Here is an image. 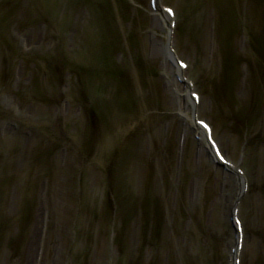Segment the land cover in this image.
I'll return each instance as SVG.
<instances>
[{
  "label": "bare ground",
  "instance_id": "bare-ground-1",
  "mask_svg": "<svg viewBox=\"0 0 264 264\" xmlns=\"http://www.w3.org/2000/svg\"><path fill=\"white\" fill-rule=\"evenodd\" d=\"M38 1L26 0L27 5L22 6V0H0V225L2 229L0 263H5L9 257L17 261L24 259L27 253L24 250L25 246L31 252L32 249L34 250L32 264L39 263L41 258L38 256L41 257V254L43 256L49 254L47 252L49 234L54 238L55 235L58 237L62 225L59 226L56 221L54 213L56 206L49 197L53 193H58L57 188L63 189L60 181L65 179L68 181L67 194L71 205L67 212L70 214L73 210L72 204L76 201V196L78 200L75 202V207H83L80 209V217L73 212V218L78 220L75 230L70 223L72 217L71 220L69 216L65 219L67 225L65 237L68 241L79 243V254L73 257L75 261L78 259L82 263L89 264L94 254L93 244L99 239V242L106 245L107 252L104 245L103 248L101 247V251L106 252L104 255L107 261L105 260L104 264H139L142 260L139 256L141 248L137 246L138 244L137 247L134 246V238L137 235L136 224H148L152 215L155 218L154 226L138 228V235L142 234V240L147 241L152 237L150 234L156 231L154 235L158 236L152 237L151 242L148 241L149 245L147 250L144 249V254L148 252V259L152 261L155 257L159 258L165 251L162 245V231L159 235L158 230H162L165 224L170 227L168 226L170 221H165V224L163 222L162 206H164L169 213H173L174 217L176 214L179 215V218H175L176 224L181 221V224L186 222L185 228L189 226L188 232L182 233L176 230V224L173 228L186 240L190 237L195 250L200 246L201 240L205 242L207 239L212 243L217 241L212 234L208 237L205 232L212 229L215 235L219 225L224 224L226 241L223 240V243L226 248V262L217 261L215 251L217 249L218 252V248L212 247L205 253L200 250V256L208 254L205 258L200 257V264H204L207 259L206 264H255V262L264 264V243L260 244L263 252L253 250L252 253L250 250L246 259L243 257L245 243L249 238L252 249H255L253 247L256 246V242L264 240V218L261 215V218L256 217L250 209L246 211L244 203V209L242 206L245 196L250 200L249 196L253 192L254 197L259 191L264 193V149L261 147L262 143L264 144V127L253 133V136L252 133L248 136L251 130L246 127L239 135L230 121H226L221 116V104L217 101L219 96L212 91L211 83L215 82L219 85L221 73L228 76L233 75V72L231 66L226 65L225 70H221L220 73L216 65L221 69L223 67L221 60L220 62L215 60V66L211 68L212 66L207 62V55L212 58L216 54L227 56L231 51L216 41V29L213 34L211 30L204 34L200 32L201 20H203L202 24L205 23L203 26L208 28L213 24L215 8L209 0H147L150 20L146 23L145 17L141 20L140 16L131 18L136 22L139 20L137 23H141L142 28L148 33L146 41L151 45L146 47L150 51L143 60L144 63L140 62L138 67L136 60L142 61L139 53L140 45H145L140 35L141 28L139 29L133 20L125 24L126 27H123L125 30L119 22L116 23L119 21L118 16L129 17V12L126 13L128 1H132L130 3L132 6L138 0L104 2V12L112 10L113 16H95L96 23L90 18L87 27L92 26L85 34L89 39L84 42L87 46L88 44L92 46L93 53L87 49L82 50L76 35L73 37L71 30L63 26L57 32L50 31V34H53L50 39L53 41L49 49H43L42 45L47 42H43L39 36L38 39H34L27 31L31 29L30 26L35 25L50 27V21L56 20L54 17L44 15L37 4ZM165 1L170 5L164 4ZM221 1L223 2L218 0L222 3ZM254 1L259 5V2L264 0ZM224 2L232 8V2L228 0ZM56 3L58 4V2L51 3L50 8L56 6ZM72 4L69 3L70 6H73ZM59 6L56 7L63 10L64 14L70 7L65 5L63 8L60 3ZM134 6L140 7V4ZM10 9L15 12L14 16L8 13ZM122 9L126 11L123 12ZM166 9H171L172 14ZM131 11L136 13L133 7ZM229 18L231 17L226 16V19ZM35 20L36 22L30 25ZM104 23L107 25L106 30ZM113 29H116L115 33L112 32ZM44 32L38 34L42 37ZM106 32L112 34L110 36L112 39L107 40V45L104 44L106 41L103 42L101 39L92 44L90 39L98 38V35ZM94 34L96 35L93 36ZM184 34L187 43L190 40L192 45L200 48L198 52L203 54L199 62L201 66H198L197 60L193 62L181 59L184 53H180L179 49L185 52L182 40ZM122 35L128 37L125 36L124 39ZM21 40L26 42V49L20 45L24 43L20 42ZM134 41L138 43L132 44ZM128 55L130 57H127ZM256 59L258 60V57ZM81 61L89 63L85 64ZM248 61L251 62L252 59ZM154 63L156 77L146 68L147 65ZM251 66L248 68L243 66L246 84L244 91L252 97L260 98L262 91L264 93V88L262 90V86H259V82L264 81V64L258 60ZM210 70L216 73L211 74ZM206 71L211 74V82ZM235 76L239 77V75ZM153 80L164 82L162 85L164 90L161 89L160 93L167 94L174 101L173 112H162V114L153 112V117L151 112L160 95L156 94L153 97L152 92L148 91L145 95L148 104H145L146 106L143 104L145 108L149 105L148 110L139 105L138 93L147 86L148 82L154 85ZM113 82L116 86H111ZM119 83L125 85L124 89L127 87V98L135 100L132 105L125 106V104L122 107L121 95H124V92L118 88ZM105 86L115 90L117 105L111 107L110 90L112 89H107L104 95ZM242 88L244 89L243 85ZM75 90L78 91L76 95ZM23 102L26 106L29 104L32 106L31 111L27 112L22 105ZM93 109L95 110L92 111ZM97 110L100 112H96ZM95 113H104V118L99 122L104 120V123L114 124V121L117 123L113 126V130L104 128V138L102 137L104 142L103 144L100 142L101 151L96 153V157L95 153L90 151L91 148H88L91 147L90 142L100 137L97 136L98 128L82 130L77 126L80 132L75 133L74 126L81 122L80 117L76 115H86L84 117L86 120H94ZM170 115L175 120L173 119L174 122L169 124L167 118ZM253 115L255 117H252L251 121L258 123L264 114L255 112ZM150 116L154 121L150 120ZM155 120L163 121L162 133H157L161 125ZM240 120H244L243 116L242 119L239 118ZM176 121L180 122V126L178 140L174 142V133H170V130L175 127ZM99 122L94 120L93 124ZM79 139L85 147V151H81L80 154H78L79 150L71 151ZM236 148L239 149L235 150ZM9 156L15 159L8 161ZM252 160L255 167L250 172L244 167ZM128 174L130 176H127ZM15 180L18 182L16 187L20 201L17 204L9 195L15 187L13 186ZM26 180L33 182L26 183L30 186L28 189L23 186L25 185L23 181ZM212 181H215V186L221 192L215 199L216 204L224 205L226 202L222 208V212L226 214V223L223 220L219 223L216 220H213V223L212 220L211 222L200 220L199 207L195 203L198 197L202 196V185L205 187V183ZM232 187L235 191L230 195L228 190L233 189ZM75 188L77 191L73 192ZM187 190L191 192L189 200L184 197ZM36 192L40 194L37 197H35ZM181 194L182 197L178 198ZM138 197L141 200L137 203L135 199ZM46 198L49 199L48 203ZM87 200H96L93 201L96 206L90 207ZM206 201L211 203L212 197L208 196ZM238 205L241 207L238 208ZM201 208L203 209V205ZM190 210L196 211L192 214ZM38 211L39 215H37ZM262 211H264L263 206ZM201 213L203 217L208 216L204 211ZM137 214L141 215L142 220L135 217ZM36 216L39 219H36ZM81 217L87 225L83 226L82 222L80 224ZM69 223L71 228L68 226ZM13 228L16 229L15 240H10L13 236L11 234ZM193 232L195 236L191 237ZM27 234L37 236L35 247L28 238L25 239ZM4 235L8 238L4 239ZM128 236H134L132 238L134 243L131 242V245L127 240ZM52 239L49 240V244L56 247ZM59 239L62 242V237ZM182 247L183 254L184 251H189L186 245ZM165 250H169V253L165 254L164 259L160 257L161 264H188L187 260L190 261L194 252L189 255L187 252L185 257L181 254L180 258H176L178 248L175 241H171L170 246ZM51 251L55 252L54 249ZM183 258H186L184 262ZM24 264L29 263L26 261Z\"/></svg>",
  "mask_w": 264,
  "mask_h": 264
},
{
  "label": "rangeland",
  "instance_id": "rangeland-1",
  "mask_svg": "<svg viewBox=\"0 0 264 264\" xmlns=\"http://www.w3.org/2000/svg\"><path fill=\"white\" fill-rule=\"evenodd\" d=\"M73 1H74V3H73ZM109 1L111 3V2H114L116 0H67V1H65V0H56L55 2H58V4L56 3L57 7H60L59 3L62 5L63 8L65 7V5L67 7H69L70 6L69 3L70 4L73 3L72 4L73 6H70L69 9L65 10V12H66L65 14L62 12L63 10H60V8H57L56 6H54L52 8V11H51V15L52 16H48V17H51V18L54 17L56 21L55 22L54 21H50V24H51L50 27L48 25H47V27H45L42 24L40 26L39 25H35L37 28H35V26L34 27L30 26L29 28H31V29L28 30L27 32L31 36H33L34 39H38V36H39L43 40V42L46 41L47 44H44V45L41 44V45L43 46V49L47 50V49L50 48V45H51V43L53 41L52 39H50L51 37H53V34H50V31L51 32H54V31L57 32V30H60V28L63 26L65 28H69L71 30L73 37H75V35H76V37L78 39L77 41L80 43L81 47L83 48L82 50L87 49V51H90V52L93 53L92 46L90 44H88V46H87L85 44V42H84L85 40L89 39L88 37H85V34H86V31H88L91 28V26H92V25H90L89 27H87L89 25L88 22H89V20L91 18L92 22L96 23L97 19H96L95 16H97V17H100V16L112 17L113 16L112 10H110L109 12L108 11L104 12V7H103L104 6V2H108L109 3ZM117 1H119V0H117ZM55 2H53V3H55ZM131 2L132 1H130V2L128 1L129 4L127 3V11L125 9H122L123 12H125V11H126V13L129 12V14H130L129 17H126V15L125 16H118L119 15V11L116 14L120 18L119 19L117 17V19L119 21H116V23L119 22L122 25V29H123V27L124 28L126 27L125 24H127L129 21L133 20L131 18H133L134 16H138V17L140 16V20H141L142 17L143 18L145 17L146 18V23L148 22V20H150V18H149L150 11L148 10L147 0L135 1L136 3H133L132 6L130 5ZM209 2L212 4L213 8H215V12H213V24L211 25V28H208L207 26H203L205 23L202 24L203 20H201L200 32L202 34H204V32L209 33L208 31L211 30V34H213V32L215 33L217 31L216 41L219 42L221 45H223L225 47V49H227L228 51H231V53H230V55H227V56H224V54H222L221 56H218L216 54V56L213 57V58L207 55V62L209 64V66H212L211 68H213L215 66L214 65V61L217 60V62L218 61L220 62V60H221L220 63L222 64L223 67L220 69L216 65V67L219 69L220 73H221V70H225L224 68H226V65L231 66V70L233 72V75L231 74V75H228V76H226L224 73H221L222 75H221V80L219 82V85H217L215 82L211 83L212 91H214L215 93H218L219 97L217 98V101L221 104V107H220V111H222V112H220L221 116L224 117V119L226 121L227 120L230 121V124L232 125V127L237 130V134L239 133V135H240V132L241 131L243 132V129L247 127V128H249L251 130V132H249L248 136H250L251 133H252V136H253V133H256L260 129L262 130V127H264V118H263L264 115L262 116V120L260 122H258V123L254 122L255 123L254 127H253L254 123L251 121V119H253L252 117H255V115H253V113L255 114V112H262L264 114V100H262V96H264V93L262 91V95L259 98V97H252L250 94H247L244 91L245 88H246V84L244 82V77H245V71L244 70L245 69L243 68V66H246L247 68H248V66L252 67L251 64L255 63L258 60H259V62L261 64H264V36H263L264 35V1L263 2H259V5H256L254 0H231V1L228 0V2H232V4H231L232 8H230V6L228 4H226L224 2V0H223V2L221 1L222 3L218 2V0H209ZM137 4H140V7L134 6V5H137ZM164 4L170 5V3L168 4L166 1L164 2ZM21 5L22 6H26L27 5L26 0H22V4ZM128 5H129V8H128ZM46 7L47 6H44L45 14L48 13V11H50ZM132 7L136 10V13L131 11ZM113 8H114V6H113ZM19 9L20 8L18 7V11H19ZM53 9H54V11H53ZM232 9H234V10H232ZM262 9H263V11H261ZM133 13H135V14H133ZM229 13H230V15H229ZM90 14H91V17H90ZM226 16H230L231 18L226 19ZM102 19H103L102 21L104 22V18H102ZM214 19H215V21H214ZM111 21H112V19H111ZM34 22H36V20L31 22L30 25H32ZM134 22L139 26L138 27L139 29L141 28V30H140L141 39H143V41L145 42L144 46L140 45L141 52H139V53H140V58H141L142 61H140V60L137 61L136 60V64H137V67H138L140 62L142 64L144 63L143 60L145 59V57H147V54L150 51V49L146 48V47H150L151 45L149 43H147V41H146V38H148L147 37L148 33H146V31L142 28V26L140 25L141 23L138 24L136 21H134ZM55 24H56L57 27L55 26ZM132 24H133V22H132ZM198 24L200 25L199 21H198ZM123 25H125V26H123ZM104 26H105L104 28L106 30L107 29V27H106L107 25H105V23H104ZM214 29H216V31H214ZM123 30H125V29H123ZM43 31H45L44 35L41 37L38 34V32L41 33ZM112 32L115 33L116 29H113ZM34 34H36V35H34ZM95 35L96 34H94L93 36H95ZM259 35H261V37H259ZM110 36H112V34L110 32H108V33L106 32L103 35H98V38L94 37V38H92L90 40H92L91 41L92 44L96 40H100L101 39L103 42L105 40L106 42L104 44L107 45V43H108L107 40L108 39L109 40L112 39ZM125 36L128 37L127 35H125ZM125 36L122 35V37L124 39H126ZM183 36L184 37H182V40L184 42V50H185V52L178 48L180 53H184V57L183 58H181V56L178 54L179 57L181 59L189 60V61H193V62H196V60H197L198 63H199L200 62V57H202V55H203L202 53L199 54V52H198V50H200V48H196L195 45H192L193 43L190 40H188V43H187L185 41L186 35L184 34ZM224 41H226V42L224 43ZM135 43H138V41L137 42L134 41L132 44H135ZM115 45L116 44H114V46ZM216 47H218V46H216ZM201 49H203V48H201ZM36 50H37V47H36L35 51ZM127 57H130V56L128 55ZM257 57H258V60L256 59ZM249 59H252L251 62H253V63L249 62L248 61ZM246 61L248 63H246ZM81 62H83L85 64L89 63L88 61H81ZM133 62H135V61H133ZM144 66H145V64H144ZM198 66H201V63H199ZM146 68L148 69V71L150 73H152V75H154V77H156V74H155L156 73L155 63L147 65ZM128 69L130 70L131 68H128ZM137 69H139V68H137ZM140 72L142 73L141 70H140ZM206 72H207L206 75L208 76L209 79H210V75L211 74L216 73L215 71H212V70H210L211 74L208 73L209 71H206ZM235 75H239V77H236ZM137 77H139V76H137ZM147 78L150 79L149 77H147ZM202 78L203 79L205 78V74L202 76ZM214 79H215V77L213 78V80ZM153 81H155V80H153ZM209 82H211V79H210ZM146 85L147 86L145 88H142L141 92L138 93L139 95H137V97L140 100L139 101V105L141 104V106L145 110H148L149 105L146 108L143 106V104L144 105L148 104L147 103V98L145 96V95H147L146 91H148V92H152L153 97L156 94L160 95V98L158 97V100L155 101L156 106H154V110L151 112V115L153 117H154L153 112H155V113L160 112V114H162V112H173V110H174L173 108H174V105H175V104H173L174 101L169 96H167V94L160 93L161 89L164 90V88H162V85H164V82L161 83V81L156 80L154 85L151 82L150 83L148 82V84H146ZM242 85L244 86V89L242 88L243 91L241 89ZM111 86H116V83L113 82V85H111ZM124 86H123L122 83L118 84V88H120L124 92V95H125V96L123 94L121 95L122 98H123L122 99V107L125 104H126L125 106L132 105L135 102V100L132 101L129 98H127V96H126L127 87H125V89H124ZM259 86H262V90H263L264 81H263V83L259 82ZM107 89H109V90L112 89L113 90V91L110 90V92H111L110 93V95H111L110 99L112 100V102L115 105H117L115 103V100H118V99L116 98L115 90L113 88L107 86V88L105 89V91L103 93L104 95H105ZM221 89H223V91ZM75 91H76V93H75V95H76L78 91L77 90H75ZM217 91H219V92H217ZM226 94H227V96H226ZM104 95H103V98H104ZM108 95H109V93H108ZM96 98H98V96ZM31 103L34 105L33 102H31ZM96 103H98V102L96 101ZM22 105H23V107H25L27 109V112L31 111L32 106H30V104L28 106H26L24 104V102H23ZM209 114H213V113L209 112ZM241 115L243 116L244 120H240L239 121V118L242 119ZM152 116H150V120L154 121V118ZM76 117H80L81 121L83 119L82 116L76 115ZM235 117H237V118L235 119ZM173 119L175 120V118L172 115H170L167 118L168 123L170 124L172 121L174 122ZM233 119H235V120H233ZM112 121H113V117H112ZM157 121H159V122H157ZM157 121H156V123H160V125H161V128L157 129V133L159 134V133L163 132V121L162 120H157ZM114 122H115L114 124L111 123L107 127L110 128L111 130H113V126L117 125L116 121H114ZM80 123L79 124L76 123V125H74L76 127L75 133L80 130V128L77 127V126H80ZM259 123L261 124V126H259ZM99 125L101 126V128L99 127ZM99 125H98L99 128L97 129V131H98L97 136L98 137L100 136V137L95 139L96 141H92V142L89 141L90 142L89 144L91 145V147L88 148V149L91 148L90 151L92 153H95L94 154L95 157H96V153H99V150L101 151V149H99V147H100L99 144H101V143L103 144V142H104L103 139H102V137L104 136V132L101 135V132L104 129V125L103 124H99ZM179 126H180V122L176 121L175 127L170 130V133L171 132L174 133V135H173V137H174L173 141L174 142L178 140V135L177 134H178ZM252 129H253V131H252ZM78 135H79V133H78ZM81 135H82V133H81ZM79 136H77V138ZM257 142L259 143L260 140L258 139ZM74 146H75V148H74ZM74 146H73V149L71 151H73V150L74 151H76V150L78 151L79 150L78 154H80L81 151H85V147H83L80 139L77 140V143ZM261 147H263V149H264V144L263 143H262ZM237 149H239V148H236L235 150H237ZM231 150L234 151V149H232V148H231ZM13 159H15V158L12 157V156L8 157V161H11ZM254 167L255 166L253 165V160H252L244 168L246 170L248 169L250 172H252ZM127 176H130V175L128 174ZM13 178H15V177L13 176ZM32 178L34 179L35 177H32ZM67 180H68V178H67ZM13 182H14L13 186H15V187H13V191L9 195L11 196L10 198L14 201V203L17 204V203H20L19 198H18L19 195L17 194L18 189L16 187L18 182L16 180L13 181ZM23 182L25 183V185L23 184V186L26 189L30 188V186L29 185L27 186L26 183L31 184L30 182H32V181L26 180V181H23ZM137 182L139 183V181H137ZM67 183H68V181H65V179L60 181V186L63 189L57 188L58 193L57 194L53 193L49 197V199L56 206V209L54 210V213L56 214V218H57L56 221H57L58 225L60 226L62 224L61 225V229L62 230L59 229V231H60L59 232V236L57 237V235H55V238L49 234V240L54 238L52 240L56 244V247L53 246V245H50L49 244V240H47L48 241V243H47V245H48V249L47 250L48 251L47 252H49V254L48 255L45 254V256H43L41 254V257L38 256V258H41L39 260L38 264H85V263H82L81 261H79L78 259L76 261L73 259V257L77 256L76 254H79V247H78L79 243H76L75 241H74V243L71 242V241H68L67 238L64 235L66 233V229H67V225L65 223V221H66L65 219L69 216V219L71 220V217H72L71 222H70V220H69V222L72 224V226H74L73 230H75L76 229V225H78V220L76 218H73L74 217L73 216V212H75L76 215H79V217H80V215H81L80 214V209H82V208H79L78 206L75 207L76 206L75 202L78 200L77 196H76V201L75 202L73 201V204H72L73 210L70 212V214L67 212L68 207L71 206L70 202L68 201V199H69L68 196L69 195L67 194V192H68V188H67L68 185H66ZM215 184H216L215 181H212L210 183H205V187H203L204 185H202V189H203L202 196L203 197L202 196L198 197V201L195 204L199 207L198 212H199L200 217H201L200 220H203V221L210 220V222L212 220V223H213V220H216L217 223H219L221 220H223L225 222L226 221V214H224L222 212V208H223V206H225L226 202L224 203V205H223V203H221L219 205L216 204L215 199L218 197V193L221 194V192L218 191V187L215 186ZM218 184H219V182H218ZM174 185L175 184H173V186ZM232 188L233 189L230 190V188H229V190H228L230 195H233V192L235 191L234 187H232ZM259 190H260V188H259ZM74 191H77V189L76 188L73 189V192ZM185 192L187 194L184 197H185V199L189 200L190 196H191L189 193H191V192L189 190H187ZM38 195H40L39 192L38 193L36 192L35 197H37ZM208 196L212 197L211 203L206 201V200H208ZM181 197H182V194L178 198H181ZM249 197H250V200H249V198L246 199L247 196H245L243 198L244 199V200H242L243 202L241 201L242 202V206L245 204L244 206H245L246 211H248L250 209L251 210L250 212L254 213V215H256V217L261 218V216H262V218H264V211H262V206L264 207V193H260V191H259V194L257 193L255 195V197H254V192H253L252 195L249 196ZM48 200L46 198V202L47 203H48ZM135 200L138 203L141 199H140V197H138ZM247 200H248V204H247ZM87 201H88L87 204L90 207H95L96 206V204H95L96 200H87ZM93 201H95V202H93ZM204 201H206V203H203ZM25 203H26V201H25ZM188 203H190V201H188ZM252 204H253V206H252ZM202 205H203V209L201 208ZM244 206H243V209H244ZM162 207H163V210H164V212L163 211L162 212L164 213V216H165V217L163 216V219H164L163 222L165 224V221L166 222L170 221L169 224H168V226H170V227H167L166 226L167 224H165V227L162 228V230L161 229L158 230V231H160V232H158L159 235L161 234V231H162V245H163V249L165 251V252L161 253V256H160L161 258L163 257V259H164L165 254L168 255L169 250H165V248L170 246V242L171 241L172 242L175 241V242H177V248H178V250L176 251L177 253L175 252L176 253V255H175L176 258H180L181 254L185 257L187 255V252H188V255H189V253L192 254V252L194 251L193 254H192V257H190L191 258L190 261L187 260L188 264H194V260H195V264H200V257L201 258H205L206 256H208V254L200 256V253H201L200 250L205 253L207 251V249L210 251L209 248L212 249V247L213 248L214 247L218 248V252H217V249L215 251V256L218 259L217 261L220 262V263L226 262V260H227L226 259L227 257L225 255L226 248H225V245L223 243V240H225L224 236H225L226 230L223 227V225H224L223 223H221L219 225V229H217V234H215V235H213V231L214 230L211 229L212 230L211 231L209 229L207 231L205 229L206 230L205 233L208 234V237H209V234L210 235L212 234V236L215 237V239L217 241L212 243L211 241L209 242L207 239H206L205 242L201 240L200 246H198L197 249L195 250L194 247H193V243H192L191 238L189 237L188 240H186L185 237L183 238L182 235H178L177 232L175 231V229L173 228L175 226L174 224H176L174 222L175 218H177V217L179 218V215L176 214L175 215L176 217H174L173 213H169V211H167L168 209H166L164 206H162ZM240 207L241 206L238 205V208H240ZM206 209H208V212H206ZM11 210H12V212H14L13 208H11ZM147 210H150V209H147ZM190 211H191L192 214H194L196 210H190ZM201 211H204L205 213H207V215L209 217L208 216L203 217ZM224 212H225V208H224ZM39 214H40V212L38 211L37 215H39ZM147 215H148V212H147ZM144 216L146 217L145 214H144ZM135 217H139V219L142 220L140 214H137ZM223 218H225V220ZM36 219H39V217L36 216ZM81 219H82V217H81ZM149 219L151 221L148 224H143V225L136 224V226H137L136 238H134V236L133 237L128 236L129 238L127 240H129L130 245H131V242H132V244L135 242L134 246L135 247L138 246L139 248H141V249H139V251L141 250L139 256H140V258H142V260H141V262L139 264H161V258L160 257L159 258L155 257L154 260L152 261V260L148 259L149 258L148 257L149 256L148 252L146 254H144V249L147 250L146 248L149 245L148 241L151 242L152 237L155 238V237L158 236V235L157 236L154 235V232H156V231H153L150 234V235H152V237L150 239H148L147 241H145V240L143 241L142 240V237H141L142 234L138 235V228L142 229V227L144 228V226H154V223H155V222H153L154 219H155L154 215L150 216ZM83 220L84 219L80 220V224L82 222L83 226L87 225V223H85ZM70 223H69L68 226L71 228L72 226L70 225ZM179 223H180V225H179ZM179 223L176 224V226H175L176 230L179 233H182L183 231L184 232H188L187 228H189V226H187V228H185V223L186 222H184V224L183 223L181 224V221H180ZM187 224H189V222H187ZM181 225H183L184 227L181 226ZM189 225L191 226L192 224H189ZM26 226L28 227V224ZM69 227H68V229H70ZM9 228L11 229V226ZM263 228H264V226H263ZM0 231H2L1 225H0ZM200 231H201V233H203L201 229H200ZM15 233H16V229L13 228L12 232H11V234L13 236H12V238L10 240H15ZM187 234H189V233H187ZM193 236H195V232L192 233L191 237H193ZM205 236L206 235H203V237H205ZM263 236H264V234H263ZM36 237H37L36 235H30V234L29 235L28 234L25 235V239L28 238V240H30L32 242V246H34V247H35V244L37 242L36 241L37 240ZM45 237H46V235H45ZM60 237H62V242L59 241ZM0 238H2L1 235H0ZM3 238L6 239V238H8V236L4 235ZM132 238H134V242H133ZM63 239H65L66 241L63 240ZM249 240H250V238L248 239V242L245 243V252L243 253V257L245 259L247 257V254L250 252V250L252 251V253H253V250L254 251L256 250V252L258 250L260 252H263L262 251L263 250L262 246L260 244L264 243V240H262L261 242H258V243L256 242V246L253 247L255 249H252V247L250 246ZM216 242H218V243H216ZM4 244H3V246H4ZM80 244L82 245V242ZM103 245H104V249H105L106 245L104 243L99 242V239L97 240L96 244H93L94 254L92 255V258L90 259V261L88 262L89 264H104V261L106 260L104 254H106L107 250L105 249L106 252L101 251V247L103 248ZM183 245H186L187 249L189 250V251H187V250L184 251V254H183V247H182ZM96 246H99V247L96 248ZM49 247H52V249H54L55 252L53 253L51 251L52 249H50ZM172 249H173V246H172ZM24 250H26V252H27L25 254L26 256L24 258L25 260L22 259L20 261H17V260H14V259L9 257L8 261L4 259L6 262L5 263L1 262L0 264H24V263H26V261H28L29 264H32L33 263L32 261L34 260V255H35L34 254V250L32 249V252H31L27 246L24 247ZM142 252H143V254H142ZM184 260H186V258H183V262H184ZM207 260L204 261V264H206ZM34 264H35V262H34ZM181 264H183V263H181ZM255 264H256V262H255Z\"/></svg>",
  "mask_w": 264,
  "mask_h": 264
},
{
  "label": "snow or ice",
  "instance_id": "snow-or-ice-1",
  "mask_svg": "<svg viewBox=\"0 0 264 264\" xmlns=\"http://www.w3.org/2000/svg\"><path fill=\"white\" fill-rule=\"evenodd\" d=\"M166 11H168L170 14H172V10L171 9H166ZM184 66V65H182ZM205 127H207V125H205Z\"/></svg>",
  "mask_w": 264,
  "mask_h": 264
}]
</instances>
